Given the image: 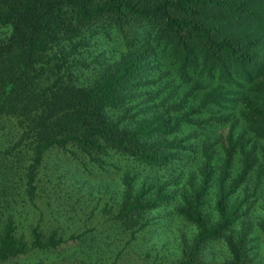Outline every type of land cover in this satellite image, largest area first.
<instances>
[{
  "label": "trees",
  "instance_id": "16d2710c",
  "mask_svg": "<svg viewBox=\"0 0 264 264\" xmlns=\"http://www.w3.org/2000/svg\"><path fill=\"white\" fill-rule=\"evenodd\" d=\"M1 27L9 32L0 36V118L13 119L20 142L32 144V198L55 150L102 167L118 153L153 168L200 151L198 183L190 178L178 209L197 231L177 264H205V248L250 212L246 201L254 193L246 184L257 165L263 171L264 0H0ZM99 32L121 36V55L90 83L81 82L71 57ZM216 126L227 130L213 141ZM133 180L128 173L120 219L173 198L169 180L140 189ZM214 184L211 219L206 208ZM241 186L245 196L238 198ZM260 225L264 231V220ZM32 233V246L41 250L63 240L57 229L46 237L35 226ZM226 242L231 258L223 264H249L247 229ZM28 249L9 217L0 264Z\"/></svg>",
  "mask_w": 264,
  "mask_h": 264
},
{
  "label": "rangeland",
  "instance_id": "374dc122",
  "mask_svg": "<svg viewBox=\"0 0 264 264\" xmlns=\"http://www.w3.org/2000/svg\"><path fill=\"white\" fill-rule=\"evenodd\" d=\"M9 32L0 28V36ZM73 61L74 77L85 83L96 78L100 70L115 62L121 55V36L113 32L94 34ZM83 60L88 66L79 64ZM212 140L227 128L215 127ZM21 131L13 119L0 118V235L9 217H14L17 234L29 243L28 251L1 264H177L188 256L197 227L181 215L179 207L185 193L190 191V178L198 183L202 153L191 151L167 167L153 168L129 160L118 153L106 159L104 167L89 158L78 160L70 153L53 151L38 173V190L34 198L29 193L28 168L32 159V144L20 142ZM218 144L215 163L224 155ZM262 145V143H259ZM260 155L263 152L259 151ZM240 155L237 156L239 161ZM256 168L247 184L253 195L246 201L252 204L232 230L210 243L202 254L207 263L223 264L231 258L226 237H237L248 230L249 264H264V165ZM218 168V167H217ZM241 165H237L235 174ZM134 176L137 189L171 181L167 190L173 193L170 202L120 219L118 213L125 196V178ZM245 185V186H246ZM216 184L212 187L206 212L215 216ZM245 196L244 186L237 192ZM35 226L45 236L57 229L62 242L51 250L32 246Z\"/></svg>",
  "mask_w": 264,
  "mask_h": 264
}]
</instances>
